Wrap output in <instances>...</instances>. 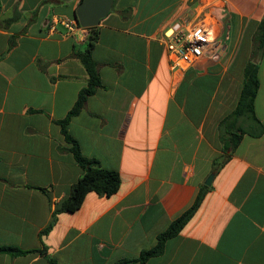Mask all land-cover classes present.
<instances>
[{
    "label": "crops",
    "instance_id": "obj_1",
    "mask_svg": "<svg viewBox=\"0 0 264 264\" xmlns=\"http://www.w3.org/2000/svg\"><path fill=\"white\" fill-rule=\"evenodd\" d=\"M77 4L0 0V246L45 248L56 264L136 258L213 173L193 216L146 264H264V131L244 134L219 165V123L236 106L264 0H113L91 54L101 87L67 131L120 185L109 197L88 192L39 235L82 174L57 124L86 86L73 52L87 30L62 25ZM200 4L216 5L219 46L173 70L165 37ZM257 76L264 127V52ZM46 256L0 254V264H49Z\"/></svg>",
    "mask_w": 264,
    "mask_h": 264
},
{
    "label": "trees",
    "instance_id": "obj_2",
    "mask_svg": "<svg viewBox=\"0 0 264 264\" xmlns=\"http://www.w3.org/2000/svg\"><path fill=\"white\" fill-rule=\"evenodd\" d=\"M81 0H78L80 2ZM86 43L83 48L75 49L74 56L79 60L85 69L87 80L86 86L79 90L77 98L67 112L65 117L57 121L60 127V133L68 151L76 164L82 170L81 176L70 187L68 196L59 204V207L52 212L49 225L39 234H46L53 226L56 215L62 212H74L81 206L85 195L88 192H95L99 196L109 197L119 188L120 176L113 170L101 167L95 158H87L82 155L79 144L70 136L67 131V125L73 116H76L83 108L87 98L95 93L101 87L98 66L92 60L91 54L98 40L99 30L97 27L88 28ZM264 52V15L252 37V48L250 58L243 68V81L240 94L233 111L219 123L220 141L222 144V155L220 164L226 162L234 149L240 143L242 136L247 134L251 137L258 138L263 134L264 127L257 119L254 112V100L259 87L258 80V60ZM216 165V163H215ZM208 187L201 186L193 203L176 217L170 224L156 236L155 244L148 249L139 252L136 258L119 259L112 264H146L152 258L160 256L163 253L164 245L168 239L175 237L184 225L190 220L197 208L199 207ZM31 252H38L46 256L45 248L39 250L23 251L11 246H0V254H8L11 257L25 255ZM49 264L56 262L46 256Z\"/></svg>",
    "mask_w": 264,
    "mask_h": 264
},
{
    "label": "built area",
    "instance_id": "obj_3",
    "mask_svg": "<svg viewBox=\"0 0 264 264\" xmlns=\"http://www.w3.org/2000/svg\"><path fill=\"white\" fill-rule=\"evenodd\" d=\"M215 7V4H200L192 12L183 14L165 37L166 56L173 70L184 71L218 48L222 26L216 17ZM62 25L68 32L85 29L75 20H64Z\"/></svg>",
    "mask_w": 264,
    "mask_h": 264
},
{
    "label": "water",
    "instance_id": "obj_4",
    "mask_svg": "<svg viewBox=\"0 0 264 264\" xmlns=\"http://www.w3.org/2000/svg\"><path fill=\"white\" fill-rule=\"evenodd\" d=\"M70 1V0H63ZM113 0H81L78 2L73 18L82 28L88 29L97 27L100 20L103 19L110 11ZM213 178L210 173L204 184L209 186Z\"/></svg>",
    "mask_w": 264,
    "mask_h": 264
}]
</instances>
